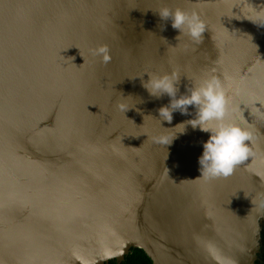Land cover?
I'll return each mask as SVG.
<instances>
[{"label": "water", "instance_id": "95a60500", "mask_svg": "<svg viewBox=\"0 0 264 264\" xmlns=\"http://www.w3.org/2000/svg\"><path fill=\"white\" fill-rule=\"evenodd\" d=\"M172 71L178 96L215 75L251 131L230 176L201 175L195 107L169 123L142 86ZM263 241L264 0H0V264H262Z\"/></svg>", "mask_w": 264, "mask_h": 264}, {"label": "clouds", "instance_id": "9594fccd", "mask_svg": "<svg viewBox=\"0 0 264 264\" xmlns=\"http://www.w3.org/2000/svg\"><path fill=\"white\" fill-rule=\"evenodd\" d=\"M161 20H171L173 29L178 30L180 37L187 34L200 44L205 32V24L195 12H187L180 7L171 9L167 6L158 10ZM93 55L101 58L107 65L111 62L108 45H99L93 50ZM148 80L142 81V86L155 98L163 95L170 97L169 105L158 109L163 120L171 123L173 112L180 111L189 114V106L196 109L195 118L187 121L193 128L210 133L209 139L203 144V153L199 157L201 175L205 177H228L236 166L246 161L252 154L249 144L252 141L251 131L235 121L226 120L229 111V98L220 79L215 75L204 78L200 83L187 88L186 94L177 95L180 77L175 71L163 74L145 72ZM180 125H184L181 123ZM178 125V126H180ZM185 126V125H184ZM167 143V141H164ZM168 171V170H167Z\"/></svg>", "mask_w": 264, "mask_h": 264}, {"label": "trees", "instance_id": "16d2710c", "mask_svg": "<svg viewBox=\"0 0 264 264\" xmlns=\"http://www.w3.org/2000/svg\"><path fill=\"white\" fill-rule=\"evenodd\" d=\"M107 264H117L115 260H109ZM121 264H152L150 258L143 252V250L134 248L130 253L125 256ZM262 264H264V241H263V253Z\"/></svg>", "mask_w": 264, "mask_h": 264}]
</instances>
